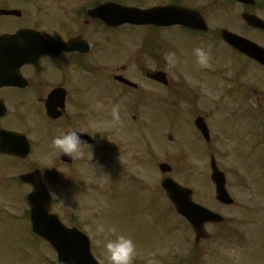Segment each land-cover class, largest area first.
<instances>
[{
    "label": "flooded vegetation",
    "instance_id": "af4514ba",
    "mask_svg": "<svg viewBox=\"0 0 264 264\" xmlns=\"http://www.w3.org/2000/svg\"><path fill=\"white\" fill-rule=\"evenodd\" d=\"M78 1L40 0L34 3L37 6L33 9L37 10H41L40 5H56L61 17L48 18L55 19L57 28L42 24L3 28L8 33L32 30L43 33L44 37L13 41L11 49L5 48L7 44H0V76L12 80L11 85L0 81L1 202L7 193L17 188L16 178L20 173L40 169L43 183L54 192V206L60 203V207L65 208V197L56 187L65 189L68 173L72 170L83 172L84 169L79 167L87 161L91 162V167L86 168L84 174L93 180L87 195L92 197V192L98 191L99 174L106 172V168L114 170L112 177L106 173L110 193L142 194L143 183L147 181L144 179L146 166L151 170L159 167L157 158H146L147 151L158 153L160 157L163 143H168L173 146L171 159L177 157L178 140L183 139L178 127L180 107L185 108L193 123L203 118L212 139L221 137L220 144L242 147L259 138L258 122L262 116L264 118V82L253 77L251 72L264 73V66L254 60L253 56L258 52L252 44L264 49V0H183L185 4L181 0H171L172 5L201 14L207 35L179 28H174L167 36L162 31H152L146 37L150 46L144 48L145 54L139 48L132 54H124L126 47L122 43L116 47L123 53L117 60L114 53L112 57L108 56L113 36L131 31L129 28H104L106 33L102 41H98L99 28H93L97 21L77 18V11L82 6ZM248 17L254 19V26L247 23ZM232 23L235 28H226ZM225 30L252 44L234 50L222 38ZM175 32L182 34L193 50L199 47L210 52L207 67L197 63L195 54L179 58L174 67H168L165 61L168 53H184L182 48L165 41L174 37ZM153 33L158 38L151 42ZM70 41L75 42L71 44V51H67ZM30 55L33 56L25 62ZM159 72L166 74L164 87L148 79L150 74ZM180 72L203 79L207 91L219 94L218 104L205 96L202 101L208 100L209 104L201 103L198 84L181 94L180 86L175 82ZM119 77L130 82L134 79L135 87L123 84ZM131 98L134 106L129 103ZM180 102L183 105L180 106ZM114 105L120 110V121L115 125L111 115ZM127 128L130 132L138 128L139 137L130 141L122 134ZM70 129L92 139L90 143L82 144L83 155L75 159L52 147L53 138ZM187 130L189 142L202 138L194 126ZM12 152H18L21 157L10 155ZM212 154L220 153L215 149ZM4 164H7L6 168H2ZM18 169L26 170L19 172ZM19 186L32 190L30 184ZM87 186L80 183L82 194L86 193ZM127 202L139 203L133 199ZM159 202L155 198L145 201L152 209H158Z\"/></svg>",
    "mask_w": 264,
    "mask_h": 264
},
{
    "label": "rangeland",
    "instance_id": "374dc122",
    "mask_svg": "<svg viewBox=\"0 0 264 264\" xmlns=\"http://www.w3.org/2000/svg\"><path fill=\"white\" fill-rule=\"evenodd\" d=\"M4 1L7 0H0V4ZM130 2L134 4V2ZM181 3L185 4L183 0H181ZM12 4L13 2H10V5ZM10 9H16V6L10 7ZM19 9L22 10L21 7H19ZM41 22L42 25L47 28H57V23L54 18H48ZM27 23H29L28 20L26 24H24L10 18L1 19L0 28L2 34H0V36L10 35L3 30V28H21L29 25ZM235 27L236 25L232 23L226 28ZM96 28H99L97 39L98 41H102V36L106 33V29H104L106 27L98 23ZM148 30L153 31L152 29ZM143 34L145 35L143 38H139L140 31L114 35L111 49L108 51V56L112 57L114 53L115 60L120 58L123 53L116 49V47L122 43L126 47L124 54H132L138 48L141 50V53L145 54L144 48H149L150 46L147 44L146 39L149 33L144 32ZM157 38L158 36L153 33L151 42L157 40ZM165 41L169 44L174 43L178 48L184 50L183 54L177 52V59L192 57L194 55L193 46L182 34L175 32L174 37ZM222 52L227 56L225 51L222 50ZM251 73L257 80L264 82V73L254 70H252ZM129 103L131 106H134V99L131 98ZM113 124L115 125L116 122ZM196 150L199 151L198 146H196ZM206 163L207 162L197 160L180 161L178 162L177 170L172 175V178L181 183L184 187L193 189L195 191L194 198L200 204L218 213H223L224 215L232 213V216H243L244 209L249 206V204L244 202L257 201L261 206H264V159L261 161H218L221 170L227 174L228 186L233 197L239 201L238 205H240V209L234 211H229L231 209H223L215 201V192L211 182V190L206 184V182H209ZM6 167L7 164L2 166V168ZM82 167L90 168L91 166L89 163H84ZM20 170L21 169H18L19 172ZM77 176L78 175L68 173V189L65 190L66 192L62 188L56 187V190L61 191L65 197L67 215L63 208H56V210L59 214L66 215L68 218L61 216L68 222L77 221L79 219L80 223L83 220L92 221L93 218H95L93 226L91 223L83 225L81 222L80 224L83 228L82 230L87 233L92 241L94 255L101 264H109L104 245L107 240L115 239L117 235L129 236L135 242L136 256L134 264H161V261H163L164 264H172L170 253H172L171 249L173 243L180 245L189 243L190 245L189 247L183 248L184 250L179 248L180 250L175 251V256H179L180 258L185 256L184 254L186 251L194 247V237L191 243L190 233L186 227H183L179 219H176L177 217L172 219L165 216V209L162 203L158 209H152L145 203L146 200H142L143 202L139 201L137 204H131L128 203L126 197L121 194L110 197L109 195H103V191H100L99 194L103 196L100 198L97 197V201L92 202L91 199L86 200L85 198H81L84 195L79 194L74 188L78 183L71 182V180H76L80 177ZM90 184L91 180L87 179V185ZM24 194H26V192H24ZM14 200H3V203H0V215L3 216L0 217V264H53L55 261L54 252L49 246L40 240H36L31 234L28 222L24 219L26 209L24 208L22 198H18L17 201ZM255 221H258V224L253 231L256 233L259 243L256 247L252 246L253 233L248 223L240 227L236 226L238 241H235V239L230 236L226 240L222 233L220 235L217 234L219 233L217 228H209L211 239L208 243H202L201 248L205 253H207L208 248H210V263L217 264L218 261L222 259L225 261L226 259L231 264H264V217H262L261 220L255 218ZM97 224H103L105 226L104 233L96 232ZM177 226L181 227L176 231ZM111 228H115L116 232H110L109 229ZM241 229L244 235L241 234ZM239 236L249 238L247 240V246H244L242 260L241 257H239V253L240 249L243 250V245L241 247Z\"/></svg>",
    "mask_w": 264,
    "mask_h": 264
},
{
    "label": "water",
    "instance_id": "95a60500",
    "mask_svg": "<svg viewBox=\"0 0 264 264\" xmlns=\"http://www.w3.org/2000/svg\"><path fill=\"white\" fill-rule=\"evenodd\" d=\"M213 168V180L222 184V186H218L219 195L222 196L224 176L218 172L215 166ZM172 188L173 198L180 213L186 216L198 238L206 237L203 225L208 222H219L221 218L194 205L191 202V195L187 197L181 188L176 185H173ZM36 192L39 193L42 190L36 189L30 197V202L33 204L31 221L34 224V231L55 249L60 264H97L90 253V244L87 238L76 229L68 230L63 227L56 215H50V200L37 197ZM39 195H43V193H39Z\"/></svg>",
    "mask_w": 264,
    "mask_h": 264
},
{
    "label": "clouds",
    "instance_id": "9594fccd",
    "mask_svg": "<svg viewBox=\"0 0 264 264\" xmlns=\"http://www.w3.org/2000/svg\"><path fill=\"white\" fill-rule=\"evenodd\" d=\"M194 54L197 58V63L201 67H207L210 60V52L204 48H195ZM166 64L172 68L177 63L175 52H170L165 57ZM99 107V106H98ZM111 115L114 122L120 121V110L118 105H114L111 110ZM85 143L81 139V135L76 130H68L60 136L53 138L52 147L58 149L62 154H65L72 159L79 158L83 155L81 146ZM115 233L116 229H109ZM97 233H104L105 226L103 224L96 225ZM109 264H134L136 256V244L133 239L126 235H117L115 239H109L104 245Z\"/></svg>",
    "mask_w": 264,
    "mask_h": 264
}]
</instances>
